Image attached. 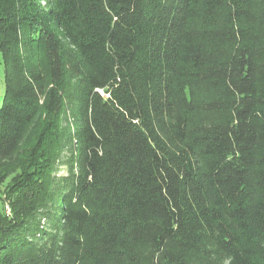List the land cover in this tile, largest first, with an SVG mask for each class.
<instances>
[{"label":"trees","instance_id":"16d2710c","mask_svg":"<svg viewBox=\"0 0 264 264\" xmlns=\"http://www.w3.org/2000/svg\"><path fill=\"white\" fill-rule=\"evenodd\" d=\"M0 54V264H264V0H0Z\"/></svg>","mask_w":264,"mask_h":264},{"label":"rangeland","instance_id":"374dc122","mask_svg":"<svg viewBox=\"0 0 264 264\" xmlns=\"http://www.w3.org/2000/svg\"><path fill=\"white\" fill-rule=\"evenodd\" d=\"M3 90H4L3 64H2L1 54H0V103L2 100ZM64 118H65L64 121H67V125L70 126L71 117L69 116L68 112L66 113V116ZM63 155H64L63 157H66V156H68V153L65 151V153ZM66 173H67V167L59 165L57 174L61 176V175H64ZM5 186H6V182L0 185V198L3 196ZM0 202H1V200H0ZM6 203L7 202H4L3 206H5Z\"/></svg>","mask_w":264,"mask_h":264},{"label":"built area","instance_id":"2783aa9c","mask_svg":"<svg viewBox=\"0 0 264 264\" xmlns=\"http://www.w3.org/2000/svg\"><path fill=\"white\" fill-rule=\"evenodd\" d=\"M4 209H5V213L7 215L10 214V207H9L8 203L5 204Z\"/></svg>","mask_w":264,"mask_h":264}]
</instances>
